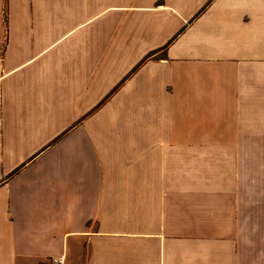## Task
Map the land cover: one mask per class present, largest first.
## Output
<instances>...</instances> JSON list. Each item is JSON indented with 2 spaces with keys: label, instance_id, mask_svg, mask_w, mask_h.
<instances>
[{
  "label": "crops",
  "instance_id": "obj_1",
  "mask_svg": "<svg viewBox=\"0 0 264 264\" xmlns=\"http://www.w3.org/2000/svg\"><path fill=\"white\" fill-rule=\"evenodd\" d=\"M264 264V0H0V264Z\"/></svg>",
  "mask_w": 264,
  "mask_h": 264
},
{
  "label": "built area",
  "instance_id": "obj_2",
  "mask_svg": "<svg viewBox=\"0 0 264 264\" xmlns=\"http://www.w3.org/2000/svg\"><path fill=\"white\" fill-rule=\"evenodd\" d=\"M52 264H64L63 258H54Z\"/></svg>",
  "mask_w": 264,
  "mask_h": 264
}]
</instances>
